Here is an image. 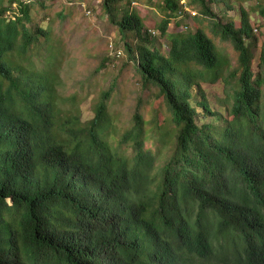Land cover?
Listing matches in <instances>:
<instances>
[{"label":"trees","instance_id":"1","mask_svg":"<svg viewBox=\"0 0 264 264\" xmlns=\"http://www.w3.org/2000/svg\"><path fill=\"white\" fill-rule=\"evenodd\" d=\"M135 1L99 3L122 67L164 109L137 99L113 144L116 86L83 121L76 93L60 92L62 47L32 15L46 0H0V264H264V40L251 9L162 0L163 51ZM188 7L195 29L168 33ZM205 83L223 87L220 107Z\"/></svg>","mask_w":264,"mask_h":264},{"label":"rangeland","instance_id":"2","mask_svg":"<svg viewBox=\"0 0 264 264\" xmlns=\"http://www.w3.org/2000/svg\"><path fill=\"white\" fill-rule=\"evenodd\" d=\"M241 1L245 8L251 9L254 33L258 35L260 41L264 40V15L253 10L259 0ZM45 5L46 9L36 8L32 15L37 25L50 29L51 41L59 43L58 47H62L64 59L60 70L62 77L60 92L65 97L76 93L74 110L83 121L93 117V101L111 84L116 86V93L111 97L114 124L108 137L113 144L118 143V132H122L130 124L134 103L140 97L146 102V110L159 108L163 111L162 97H159L155 90L143 87L133 67H122L123 61L126 60L123 40L117 28L109 23L99 0H46ZM132 5L139 11L161 49L167 51V39L161 34L159 27L166 18L162 0H136ZM192 11L188 7L186 12L174 17L168 24L167 32L195 29ZM59 12L67 13L68 17L62 20L58 16ZM235 12L231 11L232 14ZM7 15L14 18L12 12H8ZM223 46L234 63L231 47L227 44ZM103 62L104 66L100 67ZM204 85L209 89L208 95L214 107H220L217 99L225 96L223 87L219 83ZM163 117L160 113L159 120ZM160 161L161 157L157 162Z\"/></svg>","mask_w":264,"mask_h":264}]
</instances>
